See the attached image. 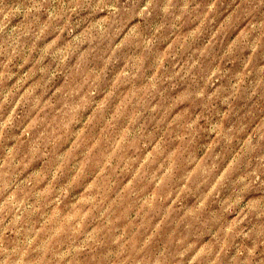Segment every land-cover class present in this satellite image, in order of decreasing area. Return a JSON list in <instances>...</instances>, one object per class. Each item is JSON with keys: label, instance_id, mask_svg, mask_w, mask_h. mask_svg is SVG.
<instances>
[{"label": "clouds", "instance_id": "1", "mask_svg": "<svg viewBox=\"0 0 264 264\" xmlns=\"http://www.w3.org/2000/svg\"><path fill=\"white\" fill-rule=\"evenodd\" d=\"M0 264H264V0H0Z\"/></svg>", "mask_w": 264, "mask_h": 264}]
</instances>
